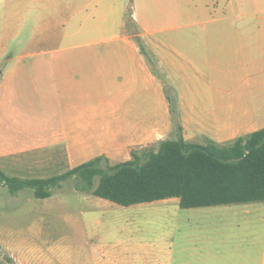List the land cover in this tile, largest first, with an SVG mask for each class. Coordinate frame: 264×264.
Segmentation results:
<instances>
[{
	"label": "rangeland",
	"instance_id": "rangeland-1",
	"mask_svg": "<svg viewBox=\"0 0 264 264\" xmlns=\"http://www.w3.org/2000/svg\"><path fill=\"white\" fill-rule=\"evenodd\" d=\"M171 2L179 17L160 26H174L173 30H163L169 48L161 56L167 72L162 73L163 79L174 107L179 101L175 89L184 95L187 107L202 105L191 92L195 77L201 73L192 62L198 42L193 40L197 35L189 33L190 29L221 26L227 30L210 39L207 47L210 57L201 61L206 76L212 80L220 76L219 84L224 89L225 125L221 132L213 131V134L222 139L232 136L237 128L243 136L251 133L259 126L251 121L256 85L252 46L264 29V18L253 17L251 12L240 13L239 0ZM80 3L79 0H0V112L9 119L10 126L14 125L12 134L19 146L34 137V123L43 122L44 109L50 106L42 92L35 91L34 84L29 83V65L59 56L55 48L64 44L63 25L70 14L66 9ZM243 5L244 9H252L254 1L243 0ZM201 6L212 13L198 12ZM193 11L196 17L191 14ZM127 28L136 31L133 25ZM219 53L220 67L216 59ZM210 98L213 105L216 96ZM229 124L236 126L230 129ZM57 159L59 154L49 149L24 150L0 156V170L28 179L49 178L71 169L69 164ZM83 186V181L70 178L61 187H53L51 197L41 199L31 188L12 194L1 184V238L15 242L19 250L33 252L41 264H162L165 252L175 249L173 242L177 236L191 235L200 247L224 239L231 232L239 235V224L244 231L248 230L260 213L252 210L239 216V209H213L194 217L197 219L192 225L163 223L172 217L177 205L159 200L123 206L83 191ZM171 199H177L180 207L178 198ZM0 252L9 255L1 244ZM0 264L17 263L3 257Z\"/></svg>",
	"mask_w": 264,
	"mask_h": 264
},
{
	"label": "crops",
	"instance_id": "crops-1",
	"mask_svg": "<svg viewBox=\"0 0 264 264\" xmlns=\"http://www.w3.org/2000/svg\"><path fill=\"white\" fill-rule=\"evenodd\" d=\"M79 1L80 5L66 9L70 14L63 25L64 44L55 48L59 56L29 65V83L50 103L44 109L43 122H35L34 137L19 146L12 134L14 125L10 126L9 119L0 112V156L49 149L58 153L57 160L69 164L71 169L101 155L114 165L132 159L135 149L179 137L175 116L183 138L190 142L205 144L210 139L223 144L243 136L239 128L232 136L222 139L214 136L213 131L221 132L225 125L224 89L219 84L221 77L208 78L201 64L202 59L210 57L207 50L210 39L220 36L226 28L202 25L190 29L189 33L197 35L193 40L198 42L192 62L201 73L195 77L191 92L202 105L187 107L184 95L175 89L179 101L173 113L166 83L153 70L136 39L138 36L143 40L146 50L158 60L161 73H167L161 56L169 47L162 33L174 26L160 24L179 17L171 0ZM253 1L252 9H244L243 0H239V12L264 18V0ZM203 10L212 13L202 6L198 12ZM129 12L136 31H128L126 26ZM191 14L196 17L195 11ZM216 59L220 67V53ZM252 59L256 85L251 121L259 125L254 132L264 128V29L253 43ZM211 95L216 96L213 105ZM228 126L234 129L232 126L236 125ZM162 203L177 205L172 217L163 223L171 221L179 225H192L197 219L194 217L213 209H239V216L260 211L248 230L244 231L239 224V235L231 232L224 239L200 247L191 235L177 236L173 242L175 249L165 252L162 264H264V201L191 208L181 207L180 200L178 207L177 199L166 198ZM0 244L17 264H41L33 252L19 250L15 242L1 238V233Z\"/></svg>",
	"mask_w": 264,
	"mask_h": 264
},
{
	"label": "trees",
	"instance_id": "trees-1",
	"mask_svg": "<svg viewBox=\"0 0 264 264\" xmlns=\"http://www.w3.org/2000/svg\"><path fill=\"white\" fill-rule=\"evenodd\" d=\"M129 25H134L130 12L126 17ZM136 39L153 70L163 78L158 60L140 37ZM168 98L174 113L173 99L169 94ZM175 124L179 137L135 149L128 161L112 165L101 155L49 178L23 179L0 170V185H6L12 194L31 188L37 198L45 199L51 197L53 187L77 178L84 182L83 191L123 206L173 197L179 198L183 208L264 201V128L229 143L206 139L200 144L183 138L176 116ZM3 257L13 262L0 252V259Z\"/></svg>",
	"mask_w": 264,
	"mask_h": 264
},
{
	"label": "flooded vegetation",
	"instance_id": "flooded-vegetation-1",
	"mask_svg": "<svg viewBox=\"0 0 264 264\" xmlns=\"http://www.w3.org/2000/svg\"><path fill=\"white\" fill-rule=\"evenodd\" d=\"M237 139V138H236ZM235 140V139H234Z\"/></svg>",
	"mask_w": 264,
	"mask_h": 264
}]
</instances>
